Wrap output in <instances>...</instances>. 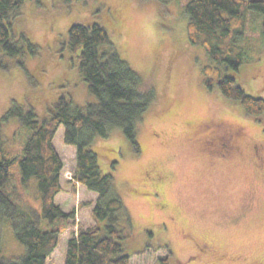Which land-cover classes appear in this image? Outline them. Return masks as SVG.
<instances>
[{"label": "rangeland", "instance_id": "obj_1", "mask_svg": "<svg viewBox=\"0 0 264 264\" xmlns=\"http://www.w3.org/2000/svg\"><path fill=\"white\" fill-rule=\"evenodd\" d=\"M188 1L34 0L11 23L23 53L0 49V119L17 106L32 107L41 120L60 97L78 108L96 102L78 71V52L66 46L67 29L102 25L121 60L155 92L136 126L138 151L117 129L90 146L122 202L127 218L119 226L131 264H159L167 250L155 246L171 251L169 264H264V129L232 109L236 102L217 88L210 93L204 86L202 69L210 61L187 39ZM247 16L236 49L243 62L234 77L247 94L264 99L262 17ZM8 123L4 141L18 150L25 129L17 118ZM63 134L60 125L53 146L63 162L62 191L54 201L75 218L47 264H63L66 243L79 229L102 226L91 213L96 194L73 182L75 149ZM14 185L26 205L39 208L34 178L23 190ZM0 251L6 259L23 254L3 217Z\"/></svg>", "mask_w": 264, "mask_h": 264}, {"label": "trees", "instance_id": "obj_2", "mask_svg": "<svg viewBox=\"0 0 264 264\" xmlns=\"http://www.w3.org/2000/svg\"><path fill=\"white\" fill-rule=\"evenodd\" d=\"M33 1L0 0V49L5 53H23V46L12 40L11 23ZM184 11L189 43L201 46L209 57L210 62L202 69L204 86L210 93L217 88L224 99L236 102L232 109L264 129V99L247 94L234 77L243 62L236 49L237 41L248 30L249 11L261 15L264 34V0H189ZM21 38L30 51L35 49L24 36ZM66 46L78 52V71L96 102L78 108L60 97L50 115L41 120L32 107L17 106L0 119V217L10 222L15 238L23 245V254L16 259L3 258L0 251V264H47L61 234L74 224V212L63 211L54 201L62 191L63 162L53 146L60 125L63 143L75 149L73 182L96 194L91 213L102 223L79 229L68 239L63 264H131L132 255L123 251L125 236L119 226L126 217L122 202L112 189V176L101 174L90 146L95 138H107L117 129L138 151L136 126L155 99V92L121 60L102 25L71 24ZM14 118L20 129H25L18 150L8 147L3 136V125ZM33 178L39 193L38 209L26 205L14 185L18 183L23 190ZM152 249L167 250V256L158 263L169 264L172 253L167 246Z\"/></svg>", "mask_w": 264, "mask_h": 264}]
</instances>
